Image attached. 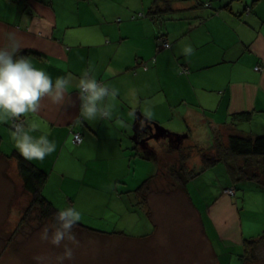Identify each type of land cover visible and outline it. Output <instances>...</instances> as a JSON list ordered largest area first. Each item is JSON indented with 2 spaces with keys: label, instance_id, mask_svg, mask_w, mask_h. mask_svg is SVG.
I'll return each mask as SVG.
<instances>
[{
  "label": "crops",
  "instance_id": "1",
  "mask_svg": "<svg viewBox=\"0 0 264 264\" xmlns=\"http://www.w3.org/2000/svg\"><path fill=\"white\" fill-rule=\"evenodd\" d=\"M155 8L161 9L160 22L150 17ZM242 111L251 112V120L231 124L232 114ZM12 115L23 117L19 132L11 125ZM143 117L174 133L181 130L169 122H183L195 139V127L202 124L209 143L211 130L264 134V0H0L4 181L21 183L17 152L48 173L42 194L54 205L58 192L48 190L53 176L70 183L83 178L92 199L109 197L112 186L102 171L107 162H124L125 175L138 170L141 176L144 166L153 174L158 165L152 154L158 151L153 134L159 130ZM144 127L152 133L146 146L133 138L148 135ZM73 132L82 136L76 145ZM148 147L151 152L145 153ZM75 164L84 170L78 177L67 170ZM188 183L181 192L187 207L179 211L198 217L193 232L199 252L209 244L215 264H242L234 246L242 249L248 234L237 193L227 195L224 187L201 209ZM127 187L131 193L132 186ZM75 193L66 196L69 207ZM143 209L151 221L144 227L147 222L151 233L120 230L128 243H138L137 238L149 243L147 237L152 242L160 231L157 221L163 225L168 217Z\"/></svg>",
  "mask_w": 264,
  "mask_h": 264
},
{
  "label": "rangeland",
  "instance_id": "2",
  "mask_svg": "<svg viewBox=\"0 0 264 264\" xmlns=\"http://www.w3.org/2000/svg\"><path fill=\"white\" fill-rule=\"evenodd\" d=\"M169 125L173 128H180L178 130H181V133H187L186 139L184 141L185 137L182 138L179 144L173 140L172 136L158 137V143L157 139H154L159 151H156L158 156L156 153L152 154L157 159L158 165L153 162L156 165L153 172H156L157 176L150 178L153 179V183H150L148 198L142 206L135 198L131 202L133 191L131 193L126 191L128 185L132 186L133 190L152 174L148 173L145 166L142 169L145 171L142 172V176L139 175L138 170L135 174L125 175L124 162L112 164L111 161V165L110 161L107 162L102 167V171L107 177L109 176L112 186L109 187L111 194L108 197L105 193V196L99 200L92 199L83 178L75 179L72 183L67 178L63 181L54 176L51 178L48 190L58 192L55 206L63 214L88 227L117 234L103 237L97 233L84 231L76 232L71 236L62 235L55 231L49 220L40 219L38 215L30 216L28 220L23 221L24 224L21 223V217L29 201V193L24 191L22 183L6 182L0 175V264H215L216 260L209 244L206 251L199 252L198 245L195 243L196 232H193V229L199 226L198 217L189 214L188 211L187 215H183V211L180 212L187 207L186 199L181 194L183 190L174 185L170 177L172 173L170 168L179 167L181 163L179 152L182 151L179 149L187 142H190V145L208 144L209 132L202 124H198L195 127L198 139H195L189 135L183 122H169ZM236 130L238 129L232 128L230 133L240 134ZM213 132L214 130H211V134ZM166 146H168L167 151H160L159 147ZM182 153H188V151ZM191 154L185 166L199 168L198 161L201 156L196 153ZM209 169L212 170L200 178L198 177L201 174H198L188 183L195 203L203 209L205 201L210 202L221 189L235 186L237 206L242 214V229L245 234H248L246 238L258 236L264 230V190H259L253 182L245 180L231 186L227 167L223 163L216 164ZM67 170L68 174H73L72 171H74L75 177H78V174H82L83 168L80 170V164H75ZM120 175H125L126 179L120 178ZM79 182L81 185L78 191ZM115 186L118 188V195L116 192L114 194ZM11 189L14 193H10ZM72 190L76 193L71 195L70 198L74 202L69 207L66 196L70 195ZM227 195L234 196L235 194ZM113 197L115 200H112ZM118 206H121L124 211L119 209L116 214L115 209ZM131 206L134 207L133 210ZM143 208L152 212L154 216L157 211H161L162 215L168 217L163 220V225L159 220L157 221L160 231H156L152 242L149 240L150 237L149 239L147 237L146 240L150 241L149 243H141L144 242L141 238H137L138 243H128L129 241L127 242L123 239V235L118 233L120 230L125 233L132 230L151 233L149 231L151 227L147 222V227H144L145 220H149L150 223L151 221ZM102 225L107 229L101 227ZM164 239L166 243H162ZM241 251L240 247L234 246L235 254L239 255ZM260 251L262 256L255 264H264V246L259 248Z\"/></svg>",
  "mask_w": 264,
  "mask_h": 264
},
{
  "label": "trees",
  "instance_id": "3",
  "mask_svg": "<svg viewBox=\"0 0 264 264\" xmlns=\"http://www.w3.org/2000/svg\"><path fill=\"white\" fill-rule=\"evenodd\" d=\"M168 9L170 7L166 10ZM246 9L247 11L250 10L248 6ZM160 12L161 9L155 8L150 10L149 14L155 22H160L163 19L159 14ZM251 118L252 113L249 111L233 113L231 124H234L236 121H250ZM142 129L148 132V135L151 134L148 128L144 127ZM160 133L166 134L159 130V133L155 135ZM175 134H182L181 137H178L181 139L185 136L183 134L187 133ZM145 136L144 134H139V138H144ZM179 150L182 152L188 151V153L179 152L181 163L179 167L173 166L170 168L172 171L170 177L173 179V184L185 192L186 185L192 178L219 163L226 165L230 184H233L232 186L236 185L239 181L245 180L253 182L259 190H264V134L253 136L229 133L225 135L218 130H214L211 142L207 145L186 144ZM191 153L201 156L199 168H188L185 166L186 161L192 156ZM13 154H15L17 160L22 187L24 191L29 193V201L21 217V223L25 222L26 219L28 220L30 216L38 215L40 219L49 220L55 231L62 235H70L81 231L105 233L102 230L88 227L63 214L59 208L42 194L43 187L48 179V173L36 167L19 153L15 152ZM155 176H157L156 172L147 177L141 185L139 184L135 189L131 190L134 192L138 203L146 202L150 183H153V179L151 180L150 178ZM233 188L235 194L236 188L235 186ZM118 233H121V231ZM261 246H264V230L256 237L244 238L242 240V253L240 252L238 255L241 263L255 264L262 256V252H259Z\"/></svg>",
  "mask_w": 264,
  "mask_h": 264
},
{
  "label": "water",
  "instance_id": "4",
  "mask_svg": "<svg viewBox=\"0 0 264 264\" xmlns=\"http://www.w3.org/2000/svg\"><path fill=\"white\" fill-rule=\"evenodd\" d=\"M139 117L141 118V115H139ZM140 118H138L137 126L140 124ZM143 118H144V120L149 121L153 126H155L156 129L158 128V130H161V131H163L164 133H166V134L160 133V134H158V135L153 134V135H154L153 138L157 139L158 136H160V137H162V138L167 137V136H168V137H169V136H172V137H173V140L176 141L178 144H179L180 141L182 140V138H181V139L178 138V137H181L182 134L177 135V134H175L174 132H171V131L165 130V129L162 128L158 123L153 122V121H151V120H149V119H146L145 117H143ZM149 128H151V126H150ZM151 134H152V133H151ZM151 134L148 135V136H146V137H144V138H142V137L139 138V134H138L137 138H136V135H134L133 138H134L135 141H137V143L146 146V145H147L146 142L148 141V138L151 137ZM183 135H185L184 137H186V134H183ZM184 137H183V138H184ZM178 144H177V145H178ZM177 145H175V146H177ZM145 149H146V152H145V153L151 152V149H150L149 147H148V148H145ZM145 149H144V150H145Z\"/></svg>",
  "mask_w": 264,
  "mask_h": 264
},
{
  "label": "built area",
  "instance_id": "5",
  "mask_svg": "<svg viewBox=\"0 0 264 264\" xmlns=\"http://www.w3.org/2000/svg\"><path fill=\"white\" fill-rule=\"evenodd\" d=\"M255 69L259 70L260 67L259 66H256ZM81 89L83 91V95L84 96H87V91H88L87 86L86 85H83ZM23 121H24L23 120V117H21V116L12 115V117H11V125L18 132L21 130V128L23 126ZM81 140H82L81 134L79 132H73V141L75 143H80ZM224 192L226 194H234V188L233 187H229V188L225 189Z\"/></svg>",
  "mask_w": 264,
  "mask_h": 264
},
{
  "label": "flooded vegetation",
  "instance_id": "6",
  "mask_svg": "<svg viewBox=\"0 0 264 264\" xmlns=\"http://www.w3.org/2000/svg\"><path fill=\"white\" fill-rule=\"evenodd\" d=\"M146 136H148V135H146ZM146 136H145V137H146ZM175 142H176V141H175Z\"/></svg>",
  "mask_w": 264,
  "mask_h": 264
}]
</instances>
